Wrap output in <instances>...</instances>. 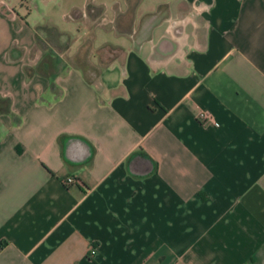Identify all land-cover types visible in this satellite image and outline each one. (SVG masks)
<instances>
[{"label": "crops", "instance_id": "1", "mask_svg": "<svg viewBox=\"0 0 264 264\" xmlns=\"http://www.w3.org/2000/svg\"><path fill=\"white\" fill-rule=\"evenodd\" d=\"M77 12L0 0V264H264V0Z\"/></svg>", "mask_w": 264, "mask_h": 264}, {"label": "rangeland", "instance_id": "2", "mask_svg": "<svg viewBox=\"0 0 264 264\" xmlns=\"http://www.w3.org/2000/svg\"><path fill=\"white\" fill-rule=\"evenodd\" d=\"M16 14L26 17L28 23L46 36L53 37L57 32L72 39L79 30L78 10L87 4H105L110 0H2ZM112 2V0H111ZM91 19L100 20L104 13L101 8L88 6L85 10ZM111 12V11H109Z\"/></svg>", "mask_w": 264, "mask_h": 264}, {"label": "built area", "instance_id": "3", "mask_svg": "<svg viewBox=\"0 0 264 264\" xmlns=\"http://www.w3.org/2000/svg\"><path fill=\"white\" fill-rule=\"evenodd\" d=\"M197 119L202 123L214 122L211 114L209 112H206V111H200L197 115ZM72 182H75V180L71 177H67V178L63 179V183L65 185H69ZM91 253H94L93 247L91 248Z\"/></svg>", "mask_w": 264, "mask_h": 264}]
</instances>
